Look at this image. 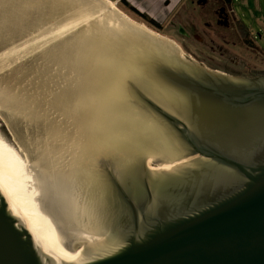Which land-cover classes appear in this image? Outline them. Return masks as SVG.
Segmentation results:
<instances>
[{
    "label": "water",
    "instance_id": "1",
    "mask_svg": "<svg viewBox=\"0 0 264 264\" xmlns=\"http://www.w3.org/2000/svg\"><path fill=\"white\" fill-rule=\"evenodd\" d=\"M74 2L0 0V52L36 57L15 76L49 71L37 86L48 92L33 98L76 138L89 219L45 241L0 191V264H264V77L213 74L163 37L132 36ZM6 75L0 85L27 111L24 77ZM163 150L185 162L151 170Z\"/></svg>",
    "mask_w": 264,
    "mask_h": 264
},
{
    "label": "rangeland",
    "instance_id": "2",
    "mask_svg": "<svg viewBox=\"0 0 264 264\" xmlns=\"http://www.w3.org/2000/svg\"><path fill=\"white\" fill-rule=\"evenodd\" d=\"M107 1L114 3L115 8L133 22L143 25L154 34L157 33L160 37L172 42L180 49V56L185 60L195 62L204 69L212 72L225 73L229 76L235 77L248 76L250 78L253 75L252 73L264 74V0H234L235 3L233 4L232 9L235 14H230L224 0H222V5L220 2H217L218 0H182L175 6L176 10L170 14L167 19L161 20V23H158L160 26L159 29L150 26L144 18H141V16L137 14L136 9L133 7L130 0ZM152 1L154 0H148V2ZM213 1L218 3V7L211 4ZM148 2L145 1V3ZM157 2L163 4L164 0H158ZM134 3H136V1H134ZM231 16L236 17L249 28L251 34L250 41L254 43V48H250L251 46H248V43L245 44L243 42L241 38L242 34L238 30H236L238 34L234 32V35L233 32L230 31V27L232 26V24H230ZM172 23L175 25H171ZM182 30L189 33L190 38L181 34ZM195 36H198V40H196ZM1 49L0 69L7 74V80H11L12 77L15 76L11 73L16 66L26 62L28 58H36L33 55H29L27 52H17V45H8ZM25 55H28V57ZM34 67H39V64L35 63ZM14 73L19 79L24 77L23 80H25V83L22 84V88L20 85L16 87L18 93L22 94L21 98L23 100H26L24 94H26L27 99H29L30 97H33L34 90L42 92L44 90L42 87L44 86H39L41 87L39 89L37 87L39 85L38 82L44 77V75H49L48 70L42 72L34 71L29 74H24L25 72L23 70L18 69ZM65 76L66 75L64 74V77ZM67 77V85L72 87L73 81L71 80L70 74L67 73ZM27 82L28 84L26 85ZM30 85H36V89L32 88L33 86L30 87ZM61 85L64 86L62 82ZM61 85L57 86V88H60ZM6 89L7 88L4 85H0V104L2 105L3 103L0 109L4 106L7 107V110L9 111L2 110L0 112V139L15 149V151L17 150V153L23 162L24 159L26 163L28 160L26 154L22 150L21 143L24 145V142L28 139H34V142H40L43 144H45L44 141L46 140V154H56V150L60 151L58 147L54 148L53 146V144L56 143L57 138H60L59 140H61L62 137L68 143L67 148L74 145L71 135L65 131L66 134H64L62 131L63 129L67 130V128L64 126L60 127L58 124L60 118H58V120L55 119V121L51 119L52 122L48 120L50 128H45L46 122H35V120H33L36 119L37 115L41 116L39 109L42 111L44 107L38 108L36 106L37 100L34 99L33 104L28 102V110L23 111L21 107H18V103L24 105L25 102L19 100L15 90L12 91L11 89ZM19 89L22 91H19ZM49 90L52 89L49 88ZM44 91L48 92L47 89ZM10 116L11 118H9ZM43 116L45 115H42V117ZM73 118L74 116L71 117V119ZM11 120H13L14 126L11 125ZM35 123H37L38 128L42 132L34 129ZM12 126L15 130H12ZM59 128L63 129L59 130ZM60 131L62 136L59 135ZM15 135L18 136L22 142L19 140V143ZM162 157L163 156H158V159H162ZM154 163H157L155 162V157H151L148 165L150 166V169L154 168L152 170L158 171L157 164L159 162L157 164ZM162 163H164V161Z\"/></svg>",
    "mask_w": 264,
    "mask_h": 264
},
{
    "label": "bare ground",
    "instance_id": "3",
    "mask_svg": "<svg viewBox=\"0 0 264 264\" xmlns=\"http://www.w3.org/2000/svg\"><path fill=\"white\" fill-rule=\"evenodd\" d=\"M9 1L15 5L19 0ZM59 2L60 5L67 4V0H59ZM72 4L75 5V8L80 7L81 13L93 15L103 20V22H108L110 26L113 24V28L124 30L130 33V35L132 34V36L143 31L158 38L160 37L143 25L130 20L126 15L115 8L114 3L110 1L76 0V2ZM124 23L133 27H128ZM143 35V37H145L142 39L143 42L147 47H150L149 42L146 40L148 37H146L145 33H143ZM167 42L169 41L167 40ZM169 43L173 45L172 42ZM153 46L156 47V44H153ZM178 50L180 52L179 48ZM18 79L19 77L14 76L10 81L16 82ZM27 84L28 82L26 85ZM20 86L22 88V85ZM28 102L33 104L34 98L30 97ZM37 104L39 107H42V104L38 102ZM2 105L0 104V107ZM47 109V107H44L42 110L46 111ZM2 110H7V107L3 106L0 112ZM49 114H51V109L45 116L41 117L37 115L36 119L33 120H35V122H46L45 128L49 129L50 125L48 120L50 122L53 120L48 117ZM9 118H11V116ZM53 121H55V119ZM11 123V125L14 126L13 120H11ZM58 124L60 127H63L62 123L59 122ZM13 126L12 130H15ZM34 129L42 132L38 128L37 123H35ZM60 129L63 128H59V130ZM62 131L64 134L70 133L68 129H63ZM59 135L62 136L61 131ZM16 137L18 141L20 140L22 142L18 136ZM59 139L60 138H57L56 143L53 144L54 148L58 147L60 150H56V154L45 153L47 150L45 145L47 143L46 140L44 141L45 144L34 142V139L26 140L24 145L21 143L22 150L26 154L28 160L27 163L25 159L24 162L21 160L17 150L15 151V149L0 139V191L7 200L13 214L24 223L30 233L45 241H50L81 227L80 222L85 224L89 219L83 215L85 213V209L83 208V206L85 207V203L79 205L78 201L79 189L77 191V184L82 181L83 177H81L82 172L79 166L80 156L77 154L78 151L76 150V138L75 141L72 139L74 145L70 148H67L68 143L62 137L61 140ZM164 152L167 151H162V159H158V156L161 155L155 157V162L159 163L154 164L158 165V168H156L160 172H173L178 166L185 162L184 160L167 161L164 158ZM173 155H175V153H171L170 151H168V154H165L167 157ZM163 161L164 163H162Z\"/></svg>",
    "mask_w": 264,
    "mask_h": 264
},
{
    "label": "crops",
    "instance_id": "4",
    "mask_svg": "<svg viewBox=\"0 0 264 264\" xmlns=\"http://www.w3.org/2000/svg\"><path fill=\"white\" fill-rule=\"evenodd\" d=\"M130 1L132 2L133 7L139 13L148 16L157 23H161V20L167 19L170 14L176 10L175 6L182 0H164L163 4L161 2H157L158 0H154L152 2H148V0ZM134 1H136V3H134ZM145 1L148 3H145Z\"/></svg>",
    "mask_w": 264,
    "mask_h": 264
},
{
    "label": "flooded vegetation",
    "instance_id": "5",
    "mask_svg": "<svg viewBox=\"0 0 264 264\" xmlns=\"http://www.w3.org/2000/svg\"><path fill=\"white\" fill-rule=\"evenodd\" d=\"M217 2H220L221 3V5H222V0H218ZM217 2H215V1H213L211 4H213V5H215L216 7H218V3ZM224 3H226L227 4V7H228V11H230V14H235L234 13V10L232 9V6H233V4L235 3L234 2V0H231V1H227V0H224ZM221 8V7H220ZM229 19H230V15H229ZM157 23V22H156ZM158 24V23H157ZM230 24H232V26L230 27V31H232L233 32V35H234V32L236 33V34H238L237 33V31L236 30H238L241 34H242V40H243V42L246 44V43H248V46H251L250 48H254V43H252V41H250V36H251V34H250V30H249V28L247 27V26H245L241 21H239L236 17H234V16H231V22H230ZM235 24V25H234ZM171 25H175L174 23H172ZM234 26V27H233ZM181 29V28H180ZM181 34H183L185 37H188V38H190V35H189V33H187L185 30H182V33ZM195 38H196V40H198V36H195ZM207 70V69H206ZM207 71H209V72H211V73H213V74H222L223 76H226V77H228V78H249L248 76H241V77H239V76H237V77H235V76H229L228 74H225V73H219V72H212V71H210V70H207ZM253 75H252V77H250V79H255V78H261V77H264V74L262 73V74H255V73H252Z\"/></svg>",
    "mask_w": 264,
    "mask_h": 264
},
{
    "label": "trees",
    "instance_id": "6",
    "mask_svg": "<svg viewBox=\"0 0 264 264\" xmlns=\"http://www.w3.org/2000/svg\"><path fill=\"white\" fill-rule=\"evenodd\" d=\"M227 1H231V0H227ZM134 11H135V10H134ZM136 12H137L138 15L141 16V18H144L150 26L159 29L160 26H159V24H157L155 21L149 19L146 15L140 14L137 10H136ZM157 29H156V30H157Z\"/></svg>",
    "mask_w": 264,
    "mask_h": 264
}]
</instances>
